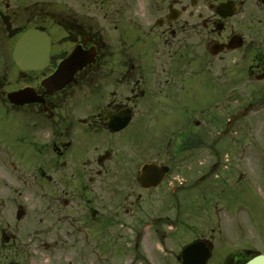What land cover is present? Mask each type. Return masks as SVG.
Here are the masks:
<instances>
[{
  "label": "flooded vegetation",
  "instance_id": "obj_1",
  "mask_svg": "<svg viewBox=\"0 0 264 264\" xmlns=\"http://www.w3.org/2000/svg\"><path fill=\"white\" fill-rule=\"evenodd\" d=\"M28 29L50 37L38 67L14 58ZM243 98H264V0H0V264H182L187 244L213 247L187 216L212 204L213 149ZM30 184L43 200L20 201Z\"/></svg>",
  "mask_w": 264,
  "mask_h": 264
},
{
  "label": "rangeland",
  "instance_id": "obj_2",
  "mask_svg": "<svg viewBox=\"0 0 264 264\" xmlns=\"http://www.w3.org/2000/svg\"><path fill=\"white\" fill-rule=\"evenodd\" d=\"M244 118L246 123L235 125L236 130L231 129L228 138L224 137L223 142L220 141L213 149L214 153L226 152L216 168L222 170L213 177L212 204L192 205L196 214L187 216L206 219V223L198 221L190 227L195 229L191 236L204 231L211 233L215 253L210 264H221L228 253L240 249L239 245H255L256 242L261 245L260 241L264 239V108ZM30 185L20 196V201L43 200V190ZM202 200L204 203V196ZM210 227L212 232L206 230ZM183 234L180 236L181 244L184 243ZM61 256L55 263L38 258L36 264H71L70 257Z\"/></svg>",
  "mask_w": 264,
  "mask_h": 264
},
{
  "label": "water",
  "instance_id": "obj_3",
  "mask_svg": "<svg viewBox=\"0 0 264 264\" xmlns=\"http://www.w3.org/2000/svg\"><path fill=\"white\" fill-rule=\"evenodd\" d=\"M49 38L34 29H29L22 34L18 41L14 57L16 61L24 68L37 67L42 60L48 58ZM73 57H77L75 54ZM58 76H61L62 71ZM208 255V249L203 247L201 242L194 243L186 247L183 251L184 264H198L203 262ZM246 264H264V254L252 258Z\"/></svg>",
  "mask_w": 264,
  "mask_h": 264
}]
</instances>
